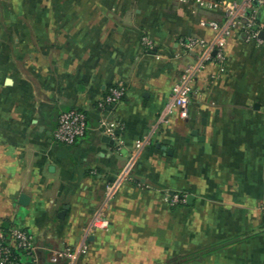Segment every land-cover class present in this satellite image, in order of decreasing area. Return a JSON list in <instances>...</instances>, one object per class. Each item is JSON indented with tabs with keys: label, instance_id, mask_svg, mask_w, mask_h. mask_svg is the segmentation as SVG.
<instances>
[{
	"label": "crops",
	"instance_id": "1",
	"mask_svg": "<svg viewBox=\"0 0 264 264\" xmlns=\"http://www.w3.org/2000/svg\"><path fill=\"white\" fill-rule=\"evenodd\" d=\"M225 1L0 0V228L34 235L25 264H264V5L246 14L258 37L232 27L222 59ZM193 39L213 59L188 117L158 124ZM115 85L125 96L101 107ZM71 108L89 129L64 145L54 130ZM98 212L110 226L88 251L52 263Z\"/></svg>",
	"mask_w": 264,
	"mask_h": 264
},
{
	"label": "built area",
	"instance_id": "2",
	"mask_svg": "<svg viewBox=\"0 0 264 264\" xmlns=\"http://www.w3.org/2000/svg\"><path fill=\"white\" fill-rule=\"evenodd\" d=\"M255 4L264 5V0H236L225 1L224 9L227 20L225 23L213 22L214 28L220 31L215 48L219 56L224 59L223 48L227 36L231 33L232 27L242 29L249 37H258L259 30L254 28L255 21L246 14ZM149 43L148 41H146ZM188 50L196 52L195 63H188L183 69L182 76L173 85L169 101L161 110L158 117V124L166 123L169 118L179 112L182 117H188L189 107L192 103L193 83L206 63L213 59L214 45L203 40L193 39L188 43ZM126 93L123 85L111 86L108 93L100 101L99 105L106 108L119 102ZM106 131L112 132L115 123L102 121ZM89 129V114L81 109L71 108L62 111L57 118V126L54 130V139L64 145H72L83 137ZM141 145V142L138 143ZM113 187L108 186L112 192ZM172 205L185 203L186 199L176 193L170 197ZM264 208V204H263ZM110 226L109 218L102 212H98L84 229V238L79 245H66L63 248L54 249L50 255V261L57 263L66 260L70 263L89 249L87 238L92 232L105 230ZM37 243L34 235L27 229L13 225L8 230L0 228V264H25L23 255L35 256Z\"/></svg>",
	"mask_w": 264,
	"mask_h": 264
},
{
	"label": "water",
	"instance_id": "3",
	"mask_svg": "<svg viewBox=\"0 0 264 264\" xmlns=\"http://www.w3.org/2000/svg\"><path fill=\"white\" fill-rule=\"evenodd\" d=\"M261 36L264 37V31L261 33ZM194 134H198L197 131H194ZM158 146L162 147L164 150L169 151L171 153V151L168 149V147L166 145L159 144ZM28 201H29V196L26 194H22L21 199H20V203L22 205H27Z\"/></svg>",
	"mask_w": 264,
	"mask_h": 264
},
{
	"label": "trees",
	"instance_id": "4",
	"mask_svg": "<svg viewBox=\"0 0 264 264\" xmlns=\"http://www.w3.org/2000/svg\"><path fill=\"white\" fill-rule=\"evenodd\" d=\"M1 228H3L4 230H8L10 228V222L9 221H3L2 225H1ZM222 246H223V244L219 245L218 247H213L211 249L219 248V247H222ZM210 250L206 249V252H204V254L209 252Z\"/></svg>",
	"mask_w": 264,
	"mask_h": 264
}]
</instances>
